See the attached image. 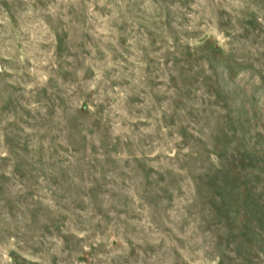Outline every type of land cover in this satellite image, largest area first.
I'll return each mask as SVG.
<instances>
[{
  "label": "rangeland",
  "instance_id": "1",
  "mask_svg": "<svg viewBox=\"0 0 264 264\" xmlns=\"http://www.w3.org/2000/svg\"><path fill=\"white\" fill-rule=\"evenodd\" d=\"M0 264H264V0H0Z\"/></svg>",
  "mask_w": 264,
  "mask_h": 264
}]
</instances>
